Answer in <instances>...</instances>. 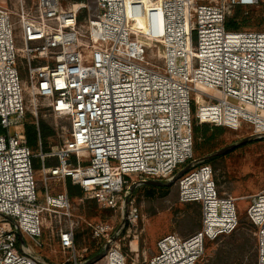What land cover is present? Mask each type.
Instances as JSON below:
<instances>
[{
    "label": "built area",
    "instance_id": "built-area-1",
    "mask_svg": "<svg viewBox=\"0 0 264 264\" xmlns=\"http://www.w3.org/2000/svg\"><path fill=\"white\" fill-rule=\"evenodd\" d=\"M14 2V12L0 5V129L5 130L0 135V264H51L34 245H43V228L52 216L68 218L56 226L65 258L60 264L87 263L88 250L76 247L66 189L49 192L48 182L67 178L99 208L122 212L117 231L105 221L88 223V229L94 240L111 243L105 264H126L116 238L124 224L139 217L129 201L131 187L172 181L187 165L177 179L179 201L200 204L201 228L187 237L164 236L146 264H198L206 241L232 234L240 219L236 198L220 194L213 167L200 161L192 166L191 104L200 124L234 131L248 125L253 130L247 136H264V31L226 29L236 7L248 11L264 3ZM83 9L85 28L78 25ZM17 28L22 49L14 46ZM18 56L27 64L28 86L19 79ZM39 99L51 115L68 121L69 138L49 153L41 151L39 141L34 154L25 121L32 108L38 129ZM34 158L41 160L46 184L42 204ZM48 158L58 164L46 166ZM246 215L256 229L257 264H264V189L250 197Z\"/></svg>",
    "mask_w": 264,
    "mask_h": 264
},
{
    "label": "rangeland",
    "instance_id": "rangeland-1",
    "mask_svg": "<svg viewBox=\"0 0 264 264\" xmlns=\"http://www.w3.org/2000/svg\"><path fill=\"white\" fill-rule=\"evenodd\" d=\"M264 3V0H261ZM0 5L7 7L10 11H15L14 0H0ZM64 8L67 1H62ZM257 10V9H254ZM252 10H248L251 12ZM235 14L232 11L229 17ZM244 15H248L245 11ZM253 19L243 31H264V28ZM256 19V20H255ZM13 22L16 21L14 15L11 16ZM88 24V12L83 9L78 15V25ZM14 46L16 49L24 48L20 37V30L17 28L14 32ZM156 50H152L155 53ZM16 68L19 79L25 86L29 85L28 67L21 59L17 58ZM28 91V90H27ZM26 100L29 102V93H26ZM194 94H192V98ZM193 100V99H192ZM40 111L39 118L48 124L56 132L53 139V147L62 145L69 138L68 121L55 118L44 106L45 101L39 99ZM30 103V102H29ZM31 107V104H30ZM196 105L191 104L192 124L200 126L195 118ZM28 115L33 117L31 112ZM211 128L208 140L199 132L194 134L193 156L191 161L195 167L196 162L203 157L211 155L221 149L239 144L244 139H249L242 145H237L227 152L215 156L209 165L214 168L215 180L220 194L236 198V207L240 219L238 229L226 236H221L212 241H206L204 255L198 264H255V227L249 222L246 210L250 204V197L264 189V136L250 138L252 127L244 125L240 131L230 130L224 127H218L208 124ZM215 128L221 129L217 134ZM13 132V129L11 130ZM213 133L214 136L210 137ZM5 134V130L0 129V135ZM211 138V139H209ZM185 174V173H183ZM181 174V175H183ZM179 176H176L177 179ZM35 177L38 184L37 200L42 204L45 197L46 184L41 178L40 172L35 170ZM177 179L169 186H154L147 184L133 185L130 200L138 209L139 217L136 222L124 224L118 232L116 243L121 252L127 257L126 264H146L157 252V242L166 235L176 233L181 237H187L201 228V206L197 203H182L179 201V190ZM50 194H58L65 191V183L48 182ZM91 199L84 194L83 199L74 197L71 202V220L76 227V247L78 251L87 249L89 263L100 255L105 247V242H99L92 238L88 229V223L109 222L116 226L117 231L120 224H117L122 216L121 211L99 208L90 203ZM68 222L64 217H48L43 228V245L35 246L36 253L51 264H60L65 258L61 254L56 226L61 221ZM106 256L93 263L105 264Z\"/></svg>",
    "mask_w": 264,
    "mask_h": 264
},
{
    "label": "trees",
    "instance_id": "trees-1",
    "mask_svg": "<svg viewBox=\"0 0 264 264\" xmlns=\"http://www.w3.org/2000/svg\"><path fill=\"white\" fill-rule=\"evenodd\" d=\"M71 1L81 3L84 2L85 0H71ZM234 10H235V14L232 17H229L226 21V29L228 31H243L244 28H246L248 24L251 23L253 19L252 16L253 14L257 19V23H259V25H261V27L264 28V7H261L257 10L250 9L252 11L251 12L247 11L248 15H244L245 11L240 7H236ZM210 130L211 128L208 124H203L201 125V127L199 125L198 126L193 125V136L194 134L196 136L200 132L202 136H204L208 140L209 137L208 134ZM220 130L221 129L219 128H215L214 132L217 134ZM25 135H26L27 143L34 154H37L40 151L39 141L41 144V151L43 153H49L51 151V148L53 147V139L56 137V132L54 131L53 128H51L40 118L38 119V129H37L34 117L27 115L25 121ZM212 136H214L213 133L210 135V137ZM213 158L209 160H205V164L211 163ZM203 159L204 157L202 158V160ZM57 164H58V160L56 158H48L45 160L46 166H55ZM187 167L188 165L185 166L184 169H186ZM33 168L34 170H38V171L40 170L41 160L39 158L33 159ZM65 182H66L65 183L66 191L70 199L74 197L83 199L84 192L76 182L72 181L70 178H67ZM90 203H94V205H96L95 201L93 200H91ZM255 253H256L255 264H257L256 242H255Z\"/></svg>",
    "mask_w": 264,
    "mask_h": 264
},
{
    "label": "water",
    "instance_id": "water-1",
    "mask_svg": "<svg viewBox=\"0 0 264 264\" xmlns=\"http://www.w3.org/2000/svg\"><path fill=\"white\" fill-rule=\"evenodd\" d=\"M249 139H244L243 141H241L239 144L237 145H242L244 143H246ZM237 145H234V146H230V147H227V148H224V149H221L211 155H208V156H205L203 160H209L215 156H218V155H221L225 152H227L228 150H230L231 148H234L235 146ZM188 168L184 169L183 171H181L177 176L185 173L187 171ZM177 179V177H175L172 181H158V180H147V181H144V184H147V185H154V186H169L171 185L173 182H175V180ZM20 238V237H19ZM110 242H108L105 247H104V250L103 252L98 255L95 259H93L92 261H90L89 263H86V264H93L101 259H103L105 256H106V253H107V250L110 246Z\"/></svg>",
    "mask_w": 264,
    "mask_h": 264
}]
</instances>
